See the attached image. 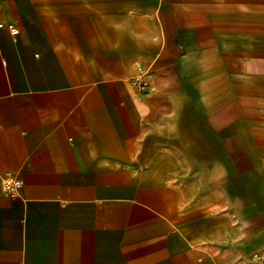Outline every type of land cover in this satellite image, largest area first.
Segmentation results:
<instances>
[{
  "label": "crops",
  "instance_id": "0c3cea01",
  "mask_svg": "<svg viewBox=\"0 0 264 264\" xmlns=\"http://www.w3.org/2000/svg\"><path fill=\"white\" fill-rule=\"evenodd\" d=\"M0 24V264H264V0H0Z\"/></svg>",
  "mask_w": 264,
  "mask_h": 264
},
{
  "label": "built area",
  "instance_id": "2783aa9c",
  "mask_svg": "<svg viewBox=\"0 0 264 264\" xmlns=\"http://www.w3.org/2000/svg\"><path fill=\"white\" fill-rule=\"evenodd\" d=\"M2 25L0 24V28ZM8 31L12 37H16L19 33L18 29L14 26H8ZM139 91H143L146 88L145 83H139L137 84ZM1 186V191L4 195L9 196V197H14L18 194L20 187H21V182L9 174H6L0 182ZM256 260H262L258 256H254Z\"/></svg>",
  "mask_w": 264,
  "mask_h": 264
}]
</instances>
